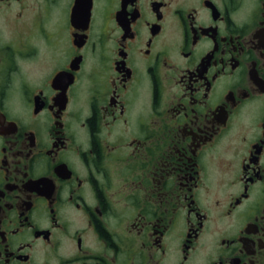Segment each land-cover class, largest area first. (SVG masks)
<instances>
[{
    "label": "flooded vegetation",
    "instance_id": "flooded-vegetation-1",
    "mask_svg": "<svg viewBox=\"0 0 264 264\" xmlns=\"http://www.w3.org/2000/svg\"><path fill=\"white\" fill-rule=\"evenodd\" d=\"M0 264H264V0H0Z\"/></svg>",
    "mask_w": 264,
    "mask_h": 264
}]
</instances>
